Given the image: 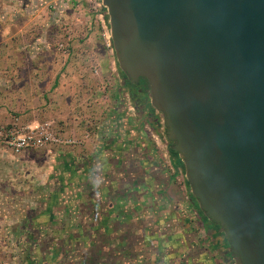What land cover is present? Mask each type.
I'll use <instances>...</instances> for the list:
<instances>
[{"label":"crops","instance_id":"crops-1","mask_svg":"<svg viewBox=\"0 0 264 264\" xmlns=\"http://www.w3.org/2000/svg\"><path fill=\"white\" fill-rule=\"evenodd\" d=\"M106 21L102 0H0V121L56 117L60 132L83 137L89 114L62 115L56 73L66 46L110 55ZM119 80L83 146L27 149L18 160L0 149V264H235L157 112L146 101L131 112Z\"/></svg>","mask_w":264,"mask_h":264},{"label":"water","instance_id":"water-1","mask_svg":"<svg viewBox=\"0 0 264 264\" xmlns=\"http://www.w3.org/2000/svg\"><path fill=\"white\" fill-rule=\"evenodd\" d=\"M191 194L235 264H264V0H102Z\"/></svg>","mask_w":264,"mask_h":264},{"label":"rangeland","instance_id":"rangeland-1","mask_svg":"<svg viewBox=\"0 0 264 264\" xmlns=\"http://www.w3.org/2000/svg\"><path fill=\"white\" fill-rule=\"evenodd\" d=\"M65 2L66 1H64V6L62 8L63 11L65 10L64 13L67 10ZM106 20L107 33V31L110 32L107 9ZM63 30L68 32L70 31V28H63ZM101 43L106 51L107 49H110L111 53L109 56L103 55L104 53H101L99 50L92 53L86 52V54H82V50L80 49L72 52L70 51V48L66 46V50L64 48L65 54L62 55L59 60L61 63L67 64H65L61 71H57L56 73L57 84L55 86H60L61 84L63 85V88H59L55 95L56 97H54L57 101L56 106L62 111V115H66L64 117H72L71 109L73 111L76 109L74 112H80L82 115L88 113L89 115H87L85 119L83 118L81 120V125L79 126L85 127L86 131L84 133L88 132L90 135H92L93 131L97 129V125L101 122V120H103V114L106 112L107 108L110 107V100L117 93V84L120 81L119 79L122 81L127 80L123 75L124 72L118 65L112 38L110 37L109 39L108 34L104 36L101 34ZM69 64L73 65V67H70ZM54 74L55 72H53V75ZM127 96H129V93L126 91V99ZM131 99L133 100L132 97ZM16 115H14V117H16ZM160 115L163 116L161 112ZM45 121H53L55 127H60L61 123H65L64 119L58 120L56 117ZM19 122L22 123L21 121ZM10 123L12 122L0 121V125H8ZM1 148L5 150V155H10L11 159H20V157H18L20 153H14L9 147L0 143V149ZM37 158L39 159L38 156ZM33 160L35 159L33 158Z\"/></svg>","mask_w":264,"mask_h":264},{"label":"built area","instance_id":"built-area-1","mask_svg":"<svg viewBox=\"0 0 264 264\" xmlns=\"http://www.w3.org/2000/svg\"><path fill=\"white\" fill-rule=\"evenodd\" d=\"M53 6L57 8V4L53 3ZM108 38L110 39V32L107 31ZM66 50V48H65ZM128 99V109L135 113L136 106L130 96ZM158 114V122L160 128V135L166 142H169L166 135V126L163 116L160 112L155 110ZM88 132L83 137L75 135H66L55 127L53 121H43L38 125L31 127L20 123L18 120L8 124L0 125V143L9 147L14 153H21L27 149H42L49 146L59 147H76L83 146L85 140L88 138ZM201 232L205 233V227L200 224ZM3 264H9L4 262Z\"/></svg>","mask_w":264,"mask_h":264},{"label":"flooded vegetation","instance_id":"flooded-vegetation-1","mask_svg":"<svg viewBox=\"0 0 264 264\" xmlns=\"http://www.w3.org/2000/svg\"><path fill=\"white\" fill-rule=\"evenodd\" d=\"M127 81V80H126ZM127 86V92L129 93L130 98H133V101L137 104L138 109H141V106L144 104L143 101H145V91L147 90V86L145 82L141 83L139 86L137 85H129L128 82H126Z\"/></svg>","mask_w":264,"mask_h":264},{"label":"trees","instance_id":"trees-1","mask_svg":"<svg viewBox=\"0 0 264 264\" xmlns=\"http://www.w3.org/2000/svg\"><path fill=\"white\" fill-rule=\"evenodd\" d=\"M124 76H125V73L123 74ZM126 77V76H125ZM128 83H129V85L131 84L132 85V83H130V81H127ZM143 82H145L143 79L141 80V83H143ZM134 86H135V84H133ZM170 144H171V142H170ZM170 152H171V154L173 155V156H175V157H179V154H178V152H176V151H173L171 148H170ZM182 163H183V161H182ZM183 166H184V164H183ZM188 182V181H187ZM189 184V183H188ZM203 212V211H202Z\"/></svg>","mask_w":264,"mask_h":264}]
</instances>
